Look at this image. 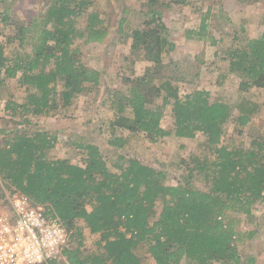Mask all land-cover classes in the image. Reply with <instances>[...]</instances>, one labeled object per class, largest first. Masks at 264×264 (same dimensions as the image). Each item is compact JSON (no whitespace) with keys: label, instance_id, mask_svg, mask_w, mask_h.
Listing matches in <instances>:
<instances>
[{"label":"trees","instance_id":"1","mask_svg":"<svg viewBox=\"0 0 264 264\" xmlns=\"http://www.w3.org/2000/svg\"><path fill=\"white\" fill-rule=\"evenodd\" d=\"M97 1L43 0L44 11L9 34V13H0V36L5 38L0 41V113L6 112L0 118V206L8 203L6 191L18 192L32 206H49L74 232L48 264H144L145 255L154 264H259L260 257L242 253L239 243L264 235V212L260 218L254 213L264 204V135L252 138L249 147L230 145L226 141L233 137H227L225 128L231 124L236 135L242 134L262 107L246 96L253 89L264 91V30L245 42L235 33L221 51L222 58L214 63L217 94L199 88L182 95L163 64V57L176 48L167 38L163 16L172 4L207 0H135L142 2V11L127 28L130 56L121 77L127 92L113 94L112 125L129 133L112 131L108 146L124 150L137 133L154 143L173 136L198 140L201 135L198 151L182 158L177 184L170 185L165 171L124 154L113 170L93 143L76 145L82 164L53 156L57 137L28 127L32 118L54 116L100 86L102 73L87 67L80 53L83 44L101 43L108 35ZM207 17L189 36L205 37ZM222 62L228 63L225 71ZM232 76L239 79L237 103L225 96ZM9 80H16L21 95L7 99L3 108ZM168 108L171 123L164 128ZM79 220L99 235L96 250L85 246L75 227ZM242 220L249 230L242 229Z\"/></svg>","mask_w":264,"mask_h":264},{"label":"rangeland","instance_id":"2","mask_svg":"<svg viewBox=\"0 0 264 264\" xmlns=\"http://www.w3.org/2000/svg\"><path fill=\"white\" fill-rule=\"evenodd\" d=\"M43 0H0V13L7 10L10 16V27L6 33L13 32L20 25L44 11ZM96 8L104 17L108 28V35L101 43H86L81 46V60L90 68L99 70L101 75L100 86L91 93H85L74 101V104L66 109H59L54 116H40L32 118L34 124L29 128L45 130L50 137L56 136L57 142L51 154L57 157H66L71 162L82 164V152L77 148L80 143H93L98 145L106 154L112 167L117 163L118 156L124 154L141 160L144 164L158 168L167 173V183L177 184L178 165L182 158L198 151V141L185 140L177 137L160 139L157 142L149 141L143 133L133 136L124 150L117 151L108 146V140L112 131L117 136L127 135L129 132L122 130L117 125L113 126L116 119L115 100L113 94L127 92L121 77L127 70L126 58L130 56V39L127 33L128 26L136 22V17L142 11V2L135 0H98ZM207 17L206 32L203 39L197 36H189L191 30H200L202 19ZM123 20H126L123 22ZM168 33L167 38L173 42L176 48L163 57L165 71L171 72L176 78V84L180 87L181 94L192 93L202 88L209 89L217 94L218 88L214 82L219 71L215 68L216 62L222 58V50L227 47L236 36L245 42L248 38H259L264 30V0H207L196 5L179 6L172 4L163 16ZM81 23L84 25L85 20ZM122 31V32H121ZM217 44H212V39ZM5 38L0 36V41ZM189 45V46H187ZM10 49L7 50V52ZM222 70H227L228 63H221ZM140 63L137 65L136 74H140ZM239 79L232 76L227 90L226 98L230 103H237L240 99L238 91ZM246 97L250 103H258L262 107L254 117L253 122L244 129L243 133L236 135L231 124L227 125V137H233L226 141L238 145L240 142L249 147L252 138L264 135V91L251 90ZM5 107L7 99L19 100L21 95L16 80H9L3 89ZM253 94V95H252ZM243 95H245L243 93ZM161 103V99L157 100ZM6 112L0 113V118ZM170 109H166L162 125L168 128L171 123ZM6 117V116H5ZM36 124V126H35ZM3 126L0 120V128ZM23 129L24 126L18 127ZM116 150V151H115ZM174 164V165H173ZM198 187H203L204 181H200ZM1 195V193H0ZM5 198L12 194L6 191ZM1 197V196H0ZM4 198H0V204ZM7 205V204H6ZM5 205V206H6ZM0 206V207H5ZM160 211V206L157 207ZM264 212V204L257 206L255 215L260 218ZM245 220L240 226L249 230ZM76 229L82 231L85 237V246L89 250H96L101 240L99 235H93L83 221H77ZM74 229V230H76ZM72 230V231H74ZM264 228L262 227V233ZM74 233V232H72ZM242 253L260 257L259 264H264V235L261 237L247 238L245 244L239 243ZM142 249H139V251ZM144 264H154L150 256H144Z\"/></svg>","mask_w":264,"mask_h":264},{"label":"built area","instance_id":"3","mask_svg":"<svg viewBox=\"0 0 264 264\" xmlns=\"http://www.w3.org/2000/svg\"><path fill=\"white\" fill-rule=\"evenodd\" d=\"M72 232L49 206H32L16 192L0 207V264H48Z\"/></svg>","mask_w":264,"mask_h":264},{"label":"crops","instance_id":"4","mask_svg":"<svg viewBox=\"0 0 264 264\" xmlns=\"http://www.w3.org/2000/svg\"><path fill=\"white\" fill-rule=\"evenodd\" d=\"M187 46H189V45H187Z\"/></svg>","mask_w":264,"mask_h":264}]
</instances>
